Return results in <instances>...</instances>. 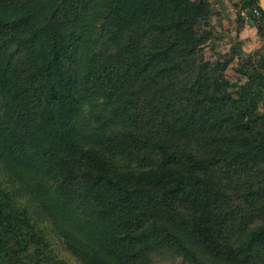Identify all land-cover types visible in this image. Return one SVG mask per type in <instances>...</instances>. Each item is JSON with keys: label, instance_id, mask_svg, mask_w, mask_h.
<instances>
[{"label": "trees", "instance_id": "1", "mask_svg": "<svg viewBox=\"0 0 264 264\" xmlns=\"http://www.w3.org/2000/svg\"><path fill=\"white\" fill-rule=\"evenodd\" d=\"M202 10L199 0H0V264H143L148 191L158 208L185 200L195 212L162 228L155 248L184 264H264V226L222 232L234 212H220L203 177L264 163V116L249 93L197 65L189 106L149 116L171 107L164 81L197 64ZM257 18L264 29L262 9Z\"/></svg>", "mask_w": 264, "mask_h": 264}, {"label": "rangeland", "instance_id": "2", "mask_svg": "<svg viewBox=\"0 0 264 264\" xmlns=\"http://www.w3.org/2000/svg\"><path fill=\"white\" fill-rule=\"evenodd\" d=\"M199 1L203 5L204 18L197 26L203 41L202 50L196 57L197 64L177 72L172 82L164 81L166 91L175 94L174 100L171 107L160 104V110L149 116L162 118L172 115L173 110L189 106L184 90L196 76L199 69L197 65H206L211 77L226 79L231 84L230 91L233 94L244 87V92L249 93L259 115L264 116V29L259 26V18L252 14L253 7L247 6L245 0ZM226 166L220 165L208 174H203L206 185L215 187L212 191L220 212H234L232 221L235 227L222 228V232L236 235L242 227L264 226V163L250 169L232 170ZM144 196L150 204L143 203V223L139 226L143 233V264H184L183 257L176 251L168 247L155 248L154 242L161 240L159 236L162 235V228L169 227L171 222L189 225L195 213L193 208L185 200L158 208L156 191H148ZM219 229L217 225L218 233ZM260 248L264 251L263 244H260Z\"/></svg>", "mask_w": 264, "mask_h": 264}, {"label": "built area", "instance_id": "3", "mask_svg": "<svg viewBox=\"0 0 264 264\" xmlns=\"http://www.w3.org/2000/svg\"><path fill=\"white\" fill-rule=\"evenodd\" d=\"M252 11H253V15H254V16L259 17V16L261 15V9L258 8V7H254V8L252 9Z\"/></svg>", "mask_w": 264, "mask_h": 264}, {"label": "water", "instance_id": "4", "mask_svg": "<svg viewBox=\"0 0 264 264\" xmlns=\"http://www.w3.org/2000/svg\"><path fill=\"white\" fill-rule=\"evenodd\" d=\"M259 4H260L261 9L264 12V0H260V3Z\"/></svg>", "mask_w": 264, "mask_h": 264}, {"label": "crops", "instance_id": "5", "mask_svg": "<svg viewBox=\"0 0 264 264\" xmlns=\"http://www.w3.org/2000/svg\"><path fill=\"white\" fill-rule=\"evenodd\" d=\"M230 1H232V2H233V1H242V0H230Z\"/></svg>", "mask_w": 264, "mask_h": 264}]
</instances>
